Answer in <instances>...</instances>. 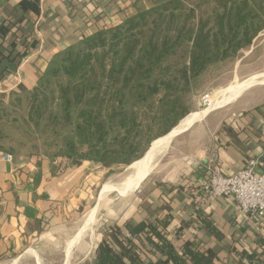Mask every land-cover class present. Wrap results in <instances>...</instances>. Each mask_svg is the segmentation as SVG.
<instances>
[{"label": "trees", "instance_id": "16d2710c", "mask_svg": "<svg viewBox=\"0 0 264 264\" xmlns=\"http://www.w3.org/2000/svg\"><path fill=\"white\" fill-rule=\"evenodd\" d=\"M83 3L96 18L83 25H99L90 32L81 27L72 43L56 37L62 47L33 87L0 92V152L13 160L129 166L190 114L197 78L264 30V0H133L130 13L119 5L124 18L113 26L95 0ZM21 148L27 152L20 157ZM161 198L152 221H107L82 264H214L200 237L220 241V228L196 208L190 238L191 222L177 219Z\"/></svg>", "mask_w": 264, "mask_h": 264}, {"label": "crops", "instance_id": "0c3cea01", "mask_svg": "<svg viewBox=\"0 0 264 264\" xmlns=\"http://www.w3.org/2000/svg\"><path fill=\"white\" fill-rule=\"evenodd\" d=\"M84 1L0 0V92L19 84L33 87L47 62L62 47L56 37L72 43L81 27L90 32L99 25H83L85 19L96 20L90 11L93 6ZM95 1L103 7L108 26L124 18L118 10L120 4L126 6L127 13L133 9V0ZM23 43L27 46L25 55L12 66L14 54L23 50ZM181 135L163 160L155 161L158 168L153 177L148 179V175L129 192L132 194L114 220L152 221L163 196L177 219L191 222L199 208L220 228V241L209 233L200 237L213 252L214 264H264V219L242 215L233 198H199V189L210 171L218 167L223 175H232L261 150L264 99L251 97L239 100L230 109L211 112ZM101 169L103 173L109 170L89 161L72 166L64 159L43 160L38 167L30 160H0V264H82L103 228L98 221L106 208L99 203ZM140 203L142 212L138 211ZM94 207L90 229L78 235L82 220ZM195 222L190 223V238L198 226ZM87 232L89 248L84 241Z\"/></svg>", "mask_w": 264, "mask_h": 264}, {"label": "rangeland", "instance_id": "374dc122", "mask_svg": "<svg viewBox=\"0 0 264 264\" xmlns=\"http://www.w3.org/2000/svg\"><path fill=\"white\" fill-rule=\"evenodd\" d=\"M258 73H264V30L253 40L252 44L248 46L247 49L242 50L236 57L211 64L209 68L197 78V80L193 83V89L189 100L191 112L206 107L208 101L211 100V98L215 99L219 95L220 91L226 88L230 83L246 80L251 75ZM251 97L253 100L257 101L264 99V83L252 86L248 90L242 92L237 98L231 100L225 106L214 109L211 112L230 109V107L239 100H245ZM185 131L180 132V136H182L183 134L181 135V133ZM179 134L177 135L179 136ZM177 135L171 140L169 147L178 138ZM168 148L162 155L156 158L155 161L160 162V160H163L165 154L168 152ZM26 152L27 149L21 148L18 154L21 157V155H24ZM157 168L158 165L155 166V168L150 172L148 179L153 177L157 171ZM103 171L104 170L101 169V185L105 183L117 185V183H120L125 177L133 173V169L130 168V165L111 168L106 173H103ZM134 190L136 189L129 188L128 191L123 189L111 191L100 200L99 203L101 204V207L107 208V210H105L106 208L103 209L99 215L100 217L98 221L101 224L100 227L103 226L107 221L115 219V217H117L118 214L122 212V206H125V199L132 194L129 192ZM78 224V226H80V222ZM89 234L90 233H88L84 239L87 248H89L90 245Z\"/></svg>", "mask_w": 264, "mask_h": 264}, {"label": "bare ground", "instance_id": "6f19581e", "mask_svg": "<svg viewBox=\"0 0 264 264\" xmlns=\"http://www.w3.org/2000/svg\"><path fill=\"white\" fill-rule=\"evenodd\" d=\"M263 83L264 73L253 74L246 80L230 83L226 88L220 91L218 96L216 95L217 97L215 99L211 98V100L208 101L206 107H204L203 109L192 111L190 114L184 117L169 133L154 139V141L150 144V148L148 149V151L141 158L130 164V168L133 169V173L125 177L117 185L103 184L101 190L99 191V198L102 199L104 196H106L107 193L111 191H117L118 189H123L125 191H128L129 188L136 189L138 185H141L139 183L143 181L155 168V159L167 150L170 141L177 134L191 128L192 124L206 117L214 109L225 106L231 100L237 98L245 90H248L252 86L260 85ZM95 211L96 207L92 208L86 214L81 222L82 225L80 226V230L77 233L78 235L81 231L90 229ZM74 241L75 239L69 241V244L67 245L68 249L73 246Z\"/></svg>", "mask_w": 264, "mask_h": 264}, {"label": "built area", "instance_id": "2783aa9c", "mask_svg": "<svg viewBox=\"0 0 264 264\" xmlns=\"http://www.w3.org/2000/svg\"><path fill=\"white\" fill-rule=\"evenodd\" d=\"M0 160L11 162L13 158L2 152ZM199 192L200 199L233 198L242 215L264 219V143L259 153L246 159L232 175H223L218 167L210 171Z\"/></svg>", "mask_w": 264, "mask_h": 264}]
</instances>
